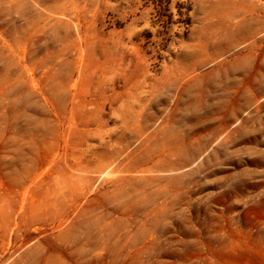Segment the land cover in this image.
Instances as JSON below:
<instances>
[{
	"label": "rangeland",
	"instance_id": "obj_1",
	"mask_svg": "<svg viewBox=\"0 0 264 264\" xmlns=\"http://www.w3.org/2000/svg\"><path fill=\"white\" fill-rule=\"evenodd\" d=\"M0 0V264H264V0Z\"/></svg>",
	"mask_w": 264,
	"mask_h": 264
},
{
	"label": "trees",
	"instance_id": "obj_2",
	"mask_svg": "<svg viewBox=\"0 0 264 264\" xmlns=\"http://www.w3.org/2000/svg\"><path fill=\"white\" fill-rule=\"evenodd\" d=\"M148 5H152L156 11L157 22L164 28L163 34H167V29L170 25L177 24L185 29V32L191 27L190 13L192 8L186 3H177V15L172 11V5L175 0H143Z\"/></svg>",
	"mask_w": 264,
	"mask_h": 264
}]
</instances>
